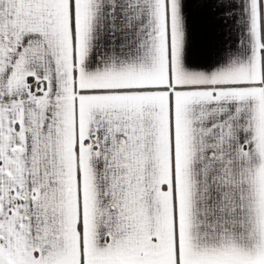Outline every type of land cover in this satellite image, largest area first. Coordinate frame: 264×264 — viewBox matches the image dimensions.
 <instances>
[{
    "label": "snow or ice",
    "instance_id": "snow-or-ice-1",
    "mask_svg": "<svg viewBox=\"0 0 264 264\" xmlns=\"http://www.w3.org/2000/svg\"><path fill=\"white\" fill-rule=\"evenodd\" d=\"M0 264H264V0H0Z\"/></svg>",
    "mask_w": 264,
    "mask_h": 264
}]
</instances>
